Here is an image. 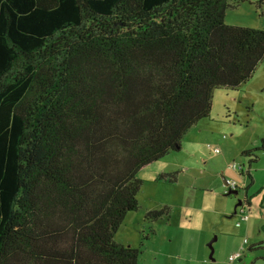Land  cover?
Returning <instances> with one entry per match:
<instances>
[{
	"label": "trees",
	"instance_id": "16d2710c",
	"mask_svg": "<svg viewBox=\"0 0 264 264\" xmlns=\"http://www.w3.org/2000/svg\"><path fill=\"white\" fill-rule=\"evenodd\" d=\"M244 2L0 0V264H138L115 240L138 173L264 63V30L226 23Z\"/></svg>",
	"mask_w": 264,
	"mask_h": 264
},
{
	"label": "crops",
	"instance_id": "0c3cea01",
	"mask_svg": "<svg viewBox=\"0 0 264 264\" xmlns=\"http://www.w3.org/2000/svg\"><path fill=\"white\" fill-rule=\"evenodd\" d=\"M252 83V85H250ZM221 92H225L224 95H220ZM264 97V63H262V67H258L256 73L252 80L241 89H238L235 92L230 90H220L214 94V99L217 100L219 104H222L225 109H227V114H225L228 122L233 124L231 121L230 114L235 113L234 105L236 103L247 102L250 101L251 97L255 99L257 96ZM213 106V104H212ZM212 112V111H211ZM219 116L211 113V118L209 120H202L196 126H194L187 136H190L191 140L189 144L193 145L192 154L186 150V154L183 156L179 155L184 151L183 143L180 146V150L175 152L177 156L175 158H171V154L166 158L146 167L141 170L137 179L142 181V186L146 184H151L152 186H166L169 188L165 190L163 193L170 194L173 190H177L179 194L186 192L194 193L197 195L199 199V206L196 207V201L190 200L188 203L182 201V197L178 199V202L172 198L171 201L165 202L163 207L169 208V211L166 216L159 219L158 221L151 222L153 223V227L151 230L152 237L155 238L157 236V229L162 228L163 230H167V232L172 231V221L174 218L177 220L178 214L182 215L183 223L190 224L192 221V213L197 212L201 213H211L217 216V220L213 222L210 226L207 227L206 235H211L217 237L216 243L218 240L220 241L219 246H215L213 244L215 258L213 260L207 259L205 256L197 257L198 264H249L247 260H249V256L251 254L247 253L249 251H254L257 248H252L253 245H257L258 243L264 244V151L259 155L258 160L254 163V165L249 168L250 174L253 178V181L250 182L248 178L245 176H240V173L233 171L230 167V163L227 162L228 156L226 149L230 150L235 156L241 157L242 153L245 151L251 150L254 146L259 147V143L262 139H264V132L262 135L255 134V136L249 139L243 146H237L235 140L231 139L227 144L222 142V139L218 137L215 139V142L208 137L209 134H214L218 127L217 125L222 122L220 121ZM224 128V125H220ZM236 129V124L233 125V130ZM240 133H237L238 138ZM228 139V138H227ZM226 138L224 140H227ZM256 143H258L256 145ZM211 145V146H210ZM208 147L212 149L215 155H220L218 157V171L212 170L208 172L204 168H197V165H206L208 163L203 157L204 155V147ZM220 147V153H215L216 148ZM188 153V154H187ZM244 171L248 169L249 160L242 158ZM247 160V163H246ZM245 162V164H244ZM226 163L228 167L223 166ZM229 168V169H228ZM178 173L177 179L174 183L169 184L168 182H159L157 179L164 174H172ZM141 174V175H140ZM244 174V173H243ZM137 175V176H138ZM142 176V177H141ZM207 177V179H204ZM219 177L222 180V184L218 183ZM143 178V179H142ZM238 178L242 180L243 193L245 189H248V196L252 197L250 202L249 209V219L247 223L243 224L241 227L236 228L232 227L231 223L225 221L226 215H229L233 211V206L231 203L226 202L222 204L219 201V191L223 188L226 191L225 183L227 180H236ZM239 182V181H238ZM151 192L155 195L156 188L150 187ZM242 193V194H243ZM202 199L203 201H200ZM152 200V199H150ZM205 201H209L210 203H206ZM162 206H156L155 202H151L150 208L147 206V211L162 209L159 208ZM146 211V212H147ZM233 214V213H232ZM186 234L189 236L182 238L187 240H194L197 238L199 234L198 230H187ZM178 234H176L173 238L169 240L170 245H173V241L177 239ZM165 240V239H164ZM191 243L190 241H188ZM196 246V253L198 256V252L201 250L203 245L201 242H198ZM243 249V250H242ZM242 250L241 258L230 262L229 257L239 251ZM264 250V249H262ZM188 251V250H187ZM252 256L258 257L253 258L255 263L256 259L264 258V252H261L260 249L256 250V254H252ZM251 257V256H250ZM212 261V262H211Z\"/></svg>",
	"mask_w": 264,
	"mask_h": 264
},
{
	"label": "rangeland",
	"instance_id": "374dc122",
	"mask_svg": "<svg viewBox=\"0 0 264 264\" xmlns=\"http://www.w3.org/2000/svg\"><path fill=\"white\" fill-rule=\"evenodd\" d=\"M226 23L228 25L233 26L264 30V0H246L242 7L238 9L229 10L226 14ZM260 67H262V64ZM250 85H252V83ZM224 93L225 92H221L220 95H224L223 98L225 99ZM234 108L236 110L235 113L230 114L231 121H233V124H230L227 118L225 117V114H227V109H225L222 104H219L216 99H213L211 113L213 116L214 114L218 115L219 120H222V122L217 125L218 130L214 134L208 135V137L211 138L214 142L215 139H218L219 137L220 139H222L223 143L227 144L231 139H233L235 140L237 146H243L246 142L249 141V139L253 138L255 134H263L264 97H261L258 94L255 99L251 97L250 101L236 103L234 105ZM235 124L236 129L233 130V125ZM220 125H224V128ZM237 133H240V136L238 138H236ZM224 137L228 139L224 140ZM190 140V136H187L186 134L181 141V144L184 141V151L179 155L183 156L184 154H186V150L189 151L194 148L193 145L189 144ZM257 144L258 143H256V145ZM253 148L256 147L254 146ZM203 151V158L207 160L208 163L203 166L197 165V168H204L208 172H211L212 170L217 172L219 166L217 160L220 155H215L213 150L209 149L206 146L204 147ZM189 152L192 154V151ZM226 152L228 156L227 162L230 163L231 169L234 163L237 165H241L243 163V159L241 157L235 156L228 149H226ZM174 153L171 154L172 159L177 156ZM223 166L228 167L226 163H224ZM137 177L139 178V175ZM204 179H207V177H204ZM216 179H218L217 181L219 184H222V180L219 177H216ZM229 181L236 180L232 179ZM238 181H236L238 183V186H242V180L238 178ZM150 187H155L157 189L155 195L151 192ZM168 189L169 188H167L166 186H152L151 184H146L144 185V187L142 186V189L138 194L139 209L137 212H132L126 216L125 221L120 226L115 235L116 242L140 250L142 254L139 257L138 264H198L197 257L199 258L205 256L207 259H211V250L209 249L208 244L211 243L215 236L206 235V230L208 226H210L213 222L217 220V216L215 214H211L209 212L198 214L195 211L192 213V221L190 224L183 223V214H178L177 220L176 218H174V220L172 221L171 232L163 230L162 227L156 230L157 236L155 238L152 237L151 230L154 225L148 220H145V214L147 211L146 208L147 206L148 208H150L151 202H155L156 206H162L159 208L163 209L165 207H163V205L161 204L171 201L172 198H174L175 201L178 202V199L182 197L181 199L185 203H188L190 200H192L193 202V200L197 198L196 207L199 206V199L194 193L186 192L185 194H179V192L174 188L170 194L163 193L165 190ZM226 192L227 191H225L224 188L219 191V201L222 204L226 202L231 203L234 209V206L236 205L237 201L242 198V187L239 190L238 196H226ZM200 201L203 200L200 199ZM205 202L210 203L209 201ZM232 213L226 215L225 219L226 222L231 223L232 227L237 229L243 224L247 223V221L241 222L240 218L236 215L230 218L232 216ZM187 230H198L199 234L197 235V238L194 240H182V238L189 236L188 234H186ZM176 234H178L177 239L173 241V245H170L169 240L173 238ZM188 241H190L191 243H189ZM220 241L221 240H218L216 243L213 244L215 246H219ZM198 242H201V245H203V247L198 252L197 256V249L195 245H198ZM256 250L247 252L251 254V257L249 256L250 259L247 260L249 264H252L254 262V259L258 258H254V256H252V254H256ZM260 251L264 252V250ZM214 258L215 252L213 254V259ZM254 264H264V260L256 259Z\"/></svg>",
	"mask_w": 264,
	"mask_h": 264
},
{
	"label": "built area",
	"instance_id": "2783aa9c",
	"mask_svg": "<svg viewBox=\"0 0 264 264\" xmlns=\"http://www.w3.org/2000/svg\"><path fill=\"white\" fill-rule=\"evenodd\" d=\"M224 139H225V137H224ZM214 150H215V153H220V149L219 148H216ZM232 169L234 171H237V172H240V173H245L244 167L242 165H237V164L234 163L232 165ZM225 188H226V191H235V190L238 189V183L236 181H229L228 180L226 182V184H225ZM237 216L240 218L241 222L248 221L249 215H248V208H247L246 204H244L240 208H238ZM242 250L237 252V253H235V254H233V255H231L229 257L230 262H233V261L241 258Z\"/></svg>",
	"mask_w": 264,
	"mask_h": 264
},
{
	"label": "water",
	"instance_id": "95a60500",
	"mask_svg": "<svg viewBox=\"0 0 264 264\" xmlns=\"http://www.w3.org/2000/svg\"><path fill=\"white\" fill-rule=\"evenodd\" d=\"M179 148H180V147H178V149H179ZM247 192H248V189H245L244 193L242 194V195H243L242 198H240V199L237 201L236 205L234 206L233 214H232V216H231L230 218H232V217H234V216L236 215V213H237V208L243 205V201H244V200H245L246 202H248V203L251 202L252 197H249L248 194H247ZM230 195H234V196L237 195V196H238V195H239V191H237V190H236V191H228V192L226 193V196H230ZM250 205H251V204H250ZM250 205H248V207H250ZM216 240H217V237H215V238L211 241V243L208 244V247H209V249L211 250V254H210V258H211V260H213V254H214V248H213L212 244H213Z\"/></svg>",
	"mask_w": 264,
	"mask_h": 264
},
{
	"label": "clouds",
	"instance_id": "9594fccd",
	"mask_svg": "<svg viewBox=\"0 0 264 264\" xmlns=\"http://www.w3.org/2000/svg\"><path fill=\"white\" fill-rule=\"evenodd\" d=\"M242 166H243V165H242ZM227 181H228V180H227ZM227 181H226V182H227ZM225 184H226V183H225ZM239 190H240V188L238 187L237 191H239ZM235 191H236V190H235ZM227 192H228V191H227ZM227 192H226V193H227ZM242 196H243V195H242ZM244 204L247 205V202H246L245 200L243 201V205H244ZM240 207H241V206H240ZM240 207H238V208H240ZM238 208H237V212H238ZM247 208H248V213H249V207H248V205H247ZM248 215H249V214H248ZM236 216H237V213H236Z\"/></svg>",
	"mask_w": 264,
	"mask_h": 264
}]
</instances>
